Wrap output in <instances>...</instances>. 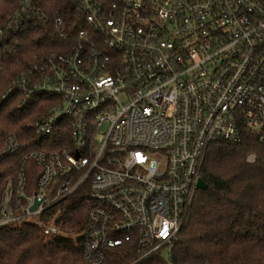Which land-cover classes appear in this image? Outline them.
<instances>
[{"label": "built area", "instance_id": "1", "mask_svg": "<svg viewBox=\"0 0 264 264\" xmlns=\"http://www.w3.org/2000/svg\"><path fill=\"white\" fill-rule=\"evenodd\" d=\"M73 8L66 20L51 3L16 0L0 26V43L28 24H49L54 35L3 94L17 91L20 108L49 101L27 124L43 148L22 157L15 186L4 182L0 225L32 223L54 236L53 216L42 214L81 191L84 264L124 243L139 258L162 247L169 256L209 144L251 136L264 145V0H74ZM18 146L7 134L0 157ZM26 159L41 168L31 195Z\"/></svg>", "mask_w": 264, "mask_h": 264}, {"label": "trees", "instance_id": "2", "mask_svg": "<svg viewBox=\"0 0 264 264\" xmlns=\"http://www.w3.org/2000/svg\"><path fill=\"white\" fill-rule=\"evenodd\" d=\"M37 1L39 5L51 3L60 8L66 20L75 13L74 0ZM15 6L16 0H0V26ZM49 29V24H28L0 43V152L9 133L19 143L14 152L0 157V201L5 180L15 186L22 157L43 148V141L36 140L27 124L47 111L49 101L42 96L20 108L17 91L5 97L2 93L33 55L49 49V39L54 37ZM56 144L49 147L62 145ZM249 152L256 154L254 162L246 161ZM23 169L24 191L31 195L41 168L26 159ZM200 175L207 188L197 190L169 256L163 257L162 247L139 258L135 244L124 243L106 249L101 264H264V145L251 136L238 143L211 142ZM80 193L42 214V220L53 216L60 230L54 236L44 234L40 225L32 223L0 225V264H84L86 205Z\"/></svg>", "mask_w": 264, "mask_h": 264}, {"label": "water", "instance_id": "3", "mask_svg": "<svg viewBox=\"0 0 264 264\" xmlns=\"http://www.w3.org/2000/svg\"><path fill=\"white\" fill-rule=\"evenodd\" d=\"M197 186H198V189L204 190L207 188V183L202 178H199L197 181ZM37 204H38V201L35 199L33 202V205L30 207L31 210H33L37 206Z\"/></svg>", "mask_w": 264, "mask_h": 264}, {"label": "rangeland", "instance_id": "4", "mask_svg": "<svg viewBox=\"0 0 264 264\" xmlns=\"http://www.w3.org/2000/svg\"><path fill=\"white\" fill-rule=\"evenodd\" d=\"M36 55H33V57L31 58L32 60L34 59V57H35ZM8 86V85H7ZM7 89V88H6ZM5 89V90H6ZM5 90H4V92H5ZM4 92L2 93V96H3V94H4ZM19 101H20V98H19ZM18 101V102H19ZM250 153V152H249ZM248 154V153H247ZM246 154V155H247ZM162 255H163V257H167V250H166V248L162 251Z\"/></svg>", "mask_w": 264, "mask_h": 264}]
</instances>
